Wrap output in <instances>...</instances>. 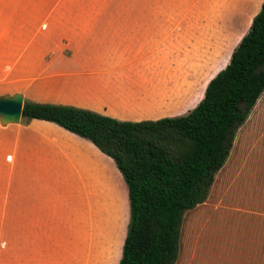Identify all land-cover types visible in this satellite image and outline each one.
Here are the masks:
<instances>
[{"label": "crops", "instance_id": "crops-1", "mask_svg": "<svg viewBox=\"0 0 264 264\" xmlns=\"http://www.w3.org/2000/svg\"><path fill=\"white\" fill-rule=\"evenodd\" d=\"M166 2L88 10L77 19L70 53L59 52L33 80H8L15 87L13 94L119 120L187 114L230 62L264 0ZM58 64L66 66L58 69ZM263 140L264 92L237 129L208 198L184 213L175 264L214 263L215 240L221 233L211 210L231 207L236 199L232 188L240 177L248 179L249 163L258 174L264 172L259 159L264 158ZM111 166L122 183L129 218L126 181L112 157L93 142L48 120L0 121V264H110L105 252L96 255L88 229H94L96 218H104L99 212L110 183L105 189L101 173ZM95 195L101 198L99 204ZM253 214L264 221V211Z\"/></svg>", "mask_w": 264, "mask_h": 264}, {"label": "trees", "instance_id": "trees-1", "mask_svg": "<svg viewBox=\"0 0 264 264\" xmlns=\"http://www.w3.org/2000/svg\"><path fill=\"white\" fill-rule=\"evenodd\" d=\"M264 92V2L230 62L189 113L119 120L73 105L25 100L22 117L57 123L112 157L128 186L119 264H175L184 213L208 198L237 129Z\"/></svg>", "mask_w": 264, "mask_h": 264}, {"label": "rangeland", "instance_id": "rangeland-1", "mask_svg": "<svg viewBox=\"0 0 264 264\" xmlns=\"http://www.w3.org/2000/svg\"><path fill=\"white\" fill-rule=\"evenodd\" d=\"M154 5L166 6L167 2L166 0H0V96L13 94L15 87L8 84V80L21 76L33 80L41 71L47 70L53 64L52 60L59 52L69 54V40L78 30L77 19L83 17L88 10ZM65 66L66 64H58V69H64ZM23 119L22 117L21 120ZM2 124L7 125V123ZM259 159L264 168V158ZM87 160L92 165L88 158ZM92 163L98 165L96 160ZM255 169L258 168H253L249 163L248 179L243 181L240 177L239 182L237 181L233 186L236 199H232L230 208L226 209L225 206L211 210L218 221L215 225L221 233L215 240L213 264H264L262 258L264 221L263 217L253 214L254 211H264L262 200L264 172L260 171L258 174V170ZM101 174L106 180L104 188L107 189L109 183L110 188L105 191L108 194L104 193L105 197L102 199V202H105L104 209L99 212L103 213L104 218H96L93 230L89 227L88 241L94 242L96 255L105 252L109 256L110 264H116L120 259L121 244L130 217L128 218L126 211L122 183L115 169L112 166L110 170L104 167ZM248 194V198H245ZM94 197V201L99 204L101 198L98 195Z\"/></svg>", "mask_w": 264, "mask_h": 264}, {"label": "water", "instance_id": "water-1", "mask_svg": "<svg viewBox=\"0 0 264 264\" xmlns=\"http://www.w3.org/2000/svg\"><path fill=\"white\" fill-rule=\"evenodd\" d=\"M24 103V95L20 92L0 96V119L2 123H20Z\"/></svg>", "mask_w": 264, "mask_h": 264}]
</instances>
